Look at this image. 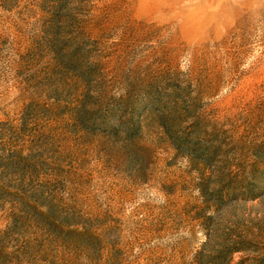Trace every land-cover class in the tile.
Instances as JSON below:
<instances>
[{"label":"rangeland","instance_id":"rangeland-1","mask_svg":"<svg viewBox=\"0 0 264 264\" xmlns=\"http://www.w3.org/2000/svg\"><path fill=\"white\" fill-rule=\"evenodd\" d=\"M0 264H264V0H0Z\"/></svg>","mask_w":264,"mask_h":264}]
</instances>
